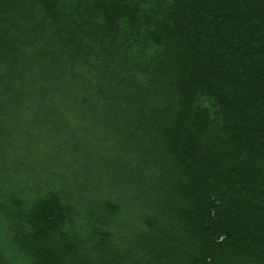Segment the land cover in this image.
<instances>
[{
  "label": "trees",
  "instance_id": "trees-1",
  "mask_svg": "<svg viewBox=\"0 0 264 264\" xmlns=\"http://www.w3.org/2000/svg\"><path fill=\"white\" fill-rule=\"evenodd\" d=\"M0 264H264V0H0Z\"/></svg>",
  "mask_w": 264,
  "mask_h": 264
},
{
  "label": "rangeland",
  "instance_id": "rangeland-1",
  "mask_svg": "<svg viewBox=\"0 0 264 264\" xmlns=\"http://www.w3.org/2000/svg\"><path fill=\"white\" fill-rule=\"evenodd\" d=\"M40 118H41L42 124L44 125L43 130L45 132H47V134H49L47 126L52 127V121L50 120V118H52V117L50 116V114L44 113V114H41ZM49 135L53 136V134H49ZM52 141H54V140H52ZM60 150H61L60 151V160H61L62 164L67 166V167L70 166V164H71L70 153L64 149H60Z\"/></svg>",
  "mask_w": 264,
  "mask_h": 264
}]
</instances>
